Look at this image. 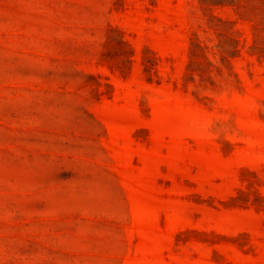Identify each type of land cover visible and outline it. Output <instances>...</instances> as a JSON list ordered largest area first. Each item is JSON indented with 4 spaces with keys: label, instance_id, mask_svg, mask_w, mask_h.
I'll use <instances>...</instances> for the list:
<instances>
[{
    "label": "rangeland",
    "instance_id": "374dc122",
    "mask_svg": "<svg viewBox=\"0 0 264 264\" xmlns=\"http://www.w3.org/2000/svg\"><path fill=\"white\" fill-rule=\"evenodd\" d=\"M0 264H264V0H0Z\"/></svg>",
    "mask_w": 264,
    "mask_h": 264
}]
</instances>
